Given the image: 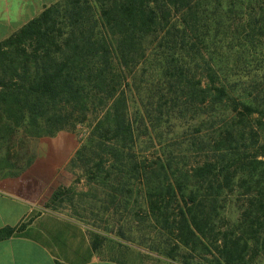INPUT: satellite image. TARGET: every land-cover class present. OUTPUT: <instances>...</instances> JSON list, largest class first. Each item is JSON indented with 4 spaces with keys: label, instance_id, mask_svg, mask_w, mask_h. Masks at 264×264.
<instances>
[{
    "label": "trees",
    "instance_id": "1",
    "mask_svg": "<svg viewBox=\"0 0 264 264\" xmlns=\"http://www.w3.org/2000/svg\"><path fill=\"white\" fill-rule=\"evenodd\" d=\"M79 127L73 186L115 194L112 215L161 234L153 251L264 264V0L44 6L0 41V141Z\"/></svg>",
    "mask_w": 264,
    "mask_h": 264
},
{
    "label": "crops",
    "instance_id": "2",
    "mask_svg": "<svg viewBox=\"0 0 264 264\" xmlns=\"http://www.w3.org/2000/svg\"><path fill=\"white\" fill-rule=\"evenodd\" d=\"M9 28L8 21L0 20V41ZM11 145L0 141V230L24 227L0 240V264H133L125 257L102 256L92 247L89 233L104 234L118 202L115 194L87 182L73 186L69 173L66 181L56 182L65 154L46 162L36 145L27 152ZM61 185L72 191L46 208ZM43 193L46 200L40 202Z\"/></svg>",
    "mask_w": 264,
    "mask_h": 264
},
{
    "label": "rangeland",
    "instance_id": "3",
    "mask_svg": "<svg viewBox=\"0 0 264 264\" xmlns=\"http://www.w3.org/2000/svg\"><path fill=\"white\" fill-rule=\"evenodd\" d=\"M55 1L57 0H0L2 9L0 11V20L8 21L10 27L4 39L16 33L25 23L38 15L44 6ZM85 132L86 129L83 127H79L73 132L60 131L41 139H31L28 145L37 146V154L40 153L41 161L57 162L56 160L62 157L61 154H65L66 159L61 160V163H66L65 167L62 172L59 171L60 174L55 181L58 182L59 179L66 181L68 177L67 173L74 177L73 173L68 169L67 163L78 148ZM46 196V193H43L40 202H44ZM47 204L48 202L45 206ZM122 208L121 206L116 215H112L109 221H107L103 231L104 234L89 233L90 239L93 242L96 241V236L100 237L97 238L100 244L96 251L102 256L110 258L112 256L125 257V259H130L133 264H211L208 260L196 257L195 255L190 259L186 258V250H182V253L180 251L173 261L167 259L162 254L156 253L153 251L154 245L155 243L158 245L159 241H161V234L155 228H152L147 221H137V217H133L130 213L127 214ZM121 233L130 237V242L123 240L120 237ZM114 251H116V254ZM209 258L207 256V259Z\"/></svg>",
    "mask_w": 264,
    "mask_h": 264
}]
</instances>
